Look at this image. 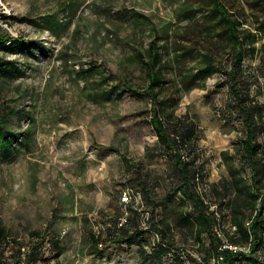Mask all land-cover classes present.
<instances>
[{
    "label": "rangeland",
    "instance_id": "374dc122",
    "mask_svg": "<svg viewBox=\"0 0 264 264\" xmlns=\"http://www.w3.org/2000/svg\"><path fill=\"white\" fill-rule=\"evenodd\" d=\"M224 2L242 26L257 32L262 0ZM0 5V24L14 37L35 41L30 47H0V62L12 63L0 71V114L10 110L8 128L17 135L10 150L0 148V217L24 251L37 240L31 231L38 230L49 234L36 264H181L180 259L218 264L209 257V236L196 234V212L180 190L177 166L167 155H149V148H161L150 122L152 99L115 88L125 81L147 89V68L137 55L147 54L156 40L164 65L163 115L197 125L187 153L204 164L199 192L217 209L221 204L211 183L234 179L232 197L248 187L246 129L233 109L231 81L219 72L197 84L183 80L202 72L208 56L221 66L231 61L232 40L210 12V0H0ZM263 41L264 36L255 42L244 67L251 94L264 103V55L258 51ZM258 140L264 160V134ZM224 214L225 226L235 229L229 211ZM122 224L138 231L130 242H113ZM98 235L102 254L94 252L92 236ZM165 239L171 248L158 258L154 247ZM258 256L264 259V249ZM250 257L246 253L242 264H251Z\"/></svg>",
    "mask_w": 264,
    "mask_h": 264
},
{
    "label": "trees",
    "instance_id": "16d2710c",
    "mask_svg": "<svg viewBox=\"0 0 264 264\" xmlns=\"http://www.w3.org/2000/svg\"><path fill=\"white\" fill-rule=\"evenodd\" d=\"M262 2L264 4V0ZM210 3L212 4L209 9L210 12L219 17L232 40L231 61L228 65L221 66L216 64L212 57L208 56L202 72H195L192 76L184 77L183 80L185 82L192 80L193 84H197L196 80L198 78L219 72L231 81L230 95L233 109L238 111V115L246 129L242 141V157L245 163L244 168H252V182L248 187L241 188L242 190L237 191L232 197L230 194L234 187V179H223L219 183H211L210 188L221 204V208L217 209H213V203L208 202L205 195L199 192L198 186L205 179L204 164L203 162L197 163L195 157H190L187 153L189 144L194 139L197 125L195 121L186 117H176L172 113L163 115L164 107L161 106L159 99V89L165 84L164 65L156 40L150 42L147 54L139 53L137 55L147 68L149 80L147 89L134 87L125 81H119L115 88L124 86L137 96H150L152 99L150 122L157 135L158 143L156 147L161 148L156 151L149 148V155L152 157L167 155L177 166L180 190L183 197L192 202V208L196 212L197 218L193 219L196 223V234L206 233L211 240L212 253L209 257H216L218 264H242L243 256L248 253L251 256L249 260L251 264H264V259L258 256L259 250L264 249V192L261 191L264 186V160L258 157L263 148L258 137L264 134V103L256 95L251 94L247 72L244 67L248 53L256 49L255 42L259 37L264 36V19L257 25V32H253L251 29L242 26L240 19L230 12L224 0H210ZM140 16L144 17V15ZM34 42L29 38L14 37L9 30L0 24V47L5 49H15L21 46L30 47ZM258 51L264 55V41ZM11 65L10 62H0V71L9 68ZM254 80L258 84V90H261L263 85L260 79L256 77ZM7 112L0 114V148L3 150H10L17 139L15 132L8 128L10 110ZM225 115L232 116L233 112L225 113ZM122 159L130 167H135V163L129 161L127 156L122 155ZM221 184L223 187L220 189ZM142 189L145 194L151 196L152 191L147 184L144 183ZM257 202H259V206H257ZM224 210L229 211L230 223L231 226H235V229L226 227L224 221H222L221 218L225 215ZM247 218L250 219L249 225L246 224ZM157 230L164 238L165 229L158 226ZM137 231L130 232L122 224L116 231L120 235H112L111 240L115 237L116 239L113 242H130ZM48 234L46 231H31V235L36 237L37 240L31 248L24 251V244L10 232L0 217V264H22L25 262L36 264L41 258L40 243ZM92 240L96 248L94 252L102 254L104 249L100 245H104L103 238L100 235L92 236ZM168 242L165 239V241H160L154 247L156 257L160 258L170 250L171 244ZM53 244L55 250L59 252L60 242L54 240ZM224 244L236 245L241 249L233 250L228 247L221 249ZM243 247H248V251H245ZM141 251L145 252L143 248H141ZM220 255H223L224 258L219 261ZM209 257L205 258L209 259ZM180 262L186 264L183 259H180Z\"/></svg>",
    "mask_w": 264,
    "mask_h": 264
},
{
    "label": "built area",
    "instance_id": "2783aa9c",
    "mask_svg": "<svg viewBox=\"0 0 264 264\" xmlns=\"http://www.w3.org/2000/svg\"><path fill=\"white\" fill-rule=\"evenodd\" d=\"M122 199L127 202L130 199V197H129V195L127 193H124ZM226 247H228L230 249H233V250L241 249L240 247H238L236 245H228V244H224L223 246H221V249L226 248ZM223 258H224V256L220 255L219 256V261L223 260Z\"/></svg>",
    "mask_w": 264,
    "mask_h": 264
}]
</instances>
